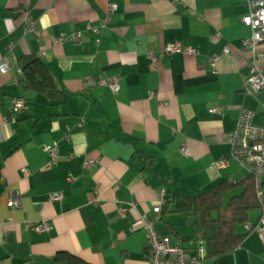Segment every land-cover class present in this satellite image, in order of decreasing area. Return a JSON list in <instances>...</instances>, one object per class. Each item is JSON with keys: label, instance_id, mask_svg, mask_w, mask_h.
<instances>
[{"label": "crops", "instance_id": "obj_1", "mask_svg": "<svg viewBox=\"0 0 264 264\" xmlns=\"http://www.w3.org/2000/svg\"><path fill=\"white\" fill-rule=\"evenodd\" d=\"M247 12L244 0H0V61L9 66L0 73V264H148L138 216L181 244L187 264H264L259 208L238 227L241 243L208 259L179 213L156 217L153 208L161 190L164 199L195 195L248 174L226 139L241 109L264 125V90L244 83ZM257 48L264 73V40ZM29 55L62 88L58 98L24 86ZM102 77H117L118 90ZM14 98L25 107L14 110Z\"/></svg>", "mask_w": 264, "mask_h": 264}, {"label": "built area", "instance_id": "obj_2", "mask_svg": "<svg viewBox=\"0 0 264 264\" xmlns=\"http://www.w3.org/2000/svg\"><path fill=\"white\" fill-rule=\"evenodd\" d=\"M248 12L242 17L241 21L251 29V33L245 39V49L249 50L253 55L249 66V73L245 77V88L249 91L259 92L264 90V73L262 72L258 60L262 58V53L258 50L257 45L264 40V0H244ZM116 4H109V10H115ZM32 29L33 24H32ZM93 31H98L97 27L92 28ZM80 34L72 32L67 36L69 40L77 41ZM179 44H167L165 46L166 52H173L180 50ZM230 52L229 47H225L223 52L227 54ZM219 55L214 56L210 60L211 66L214 68L215 61ZM8 62L6 59L0 61V73L8 70ZM16 82L17 79L15 78ZM100 84L108 85L113 92L119 88L118 78H99ZM92 80L90 77L86 78L85 84L90 85ZM14 110H20L25 107V100L22 98H14L12 101ZM218 107H213L211 110L215 111ZM264 109V103H263ZM254 111L252 109H241L238 115L237 124L233 131L226 135L227 141L231 145L230 156L236 160L239 165L247 172L252 173L255 179V193L260 202V216L258 223L255 226L260 238H264V191L262 190L261 181L264 173V125L256 124L252 121ZM48 152L54 158L56 156V147L47 148ZM180 152L184 155H189V148L185 145L180 147ZM89 161L86 162L88 165ZM228 163L227 158L219 160L216 165L218 167L224 166ZM27 174L28 170L24 169ZM60 199L61 194L55 196ZM164 203V190L160 191V196L156 200L153 208L156 217L160 216L161 208ZM12 207H18L19 201L12 198L9 202ZM138 221L145 232V244L148 252V264H187L186 251L179 243L172 242L168 237L158 234L154 229V220L148 219L145 216H138ZM47 227V221L41 220L35 225L37 230ZM249 228V224H245Z\"/></svg>", "mask_w": 264, "mask_h": 264}, {"label": "trees", "instance_id": "obj_3", "mask_svg": "<svg viewBox=\"0 0 264 264\" xmlns=\"http://www.w3.org/2000/svg\"><path fill=\"white\" fill-rule=\"evenodd\" d=\"M20 61L24 86L45 90L55 99L61 95L62 88L39 58L29 55ZM163 204L160 216L170 210L179 213L185 224L193 228L197 241L204 244L205 259L233 251L244 236L238 227L247 222L250 210L260 209L255 179L249 172L241 181L222 180L195 195L169 191ZM249 226L248 230L252 227Z\"/></svg>", "mask_w": 264, "mask_h": 264}, {"label": "water", "instance_id": "obj_4", "mask_svg": "<svg viewBox=\"0 0 264 264\" xmlns=\"http://www.w3.org/2000/svg\"><path fill=\"white\" fill-rule=\"evenodd\" d=\"M199 245H202L204 247V244H202V243H199Z\"/></svg>", "mask_w": 264, "mask_h": 264}, {"label": "rangeland", "instance_id": "obj_5", "mask_svg": "<svg viewBox=\"0 0 264 264\" xmlns=\"http://www.w3.org/2000/svg\"><path fill=\"white\" fill-rule=\"evenodd\" d=\"M181 216H179V218H180Z\"/></svg>", "mask_w": 264, "mask_h": 264}]
</instances>
